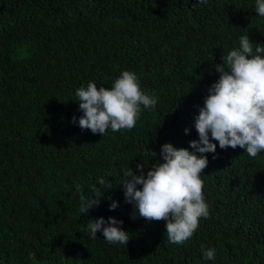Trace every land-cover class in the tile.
Returning <instances> with one entry per match:
<instances>
[{
	"label": "trees",
	"instance_id": "obj_1",
	"mask_svg": "<svg viewBox=\"0 0 264 264\" xmlns=\"http://www.w3.org/2000/svg\"><path fill=\"white\" fill-rule=\"evenodd\" d=\"M247 34L264 45L256 0H0V264H264V152L213 141L201 174L209 216L183 245L165 221L131 219L122 185L123 169L163 162L164 143L192 151L214 65ZM125 70L156 107L131 130H82L76 89L110 88ZM99 177L101 202L81 214L76 185L91 197ZM100 217L122 220L128 244L91 239Z\"/></svg>",
	"mask_w": 264,
	"mask_h": 264
},
{
	"label": "clouds",
	"instance_id": "obj_2",
	"mask_svg": "<svg viewBox=\"0 0 264 264\" xmlns=\"http://www.w3.org/2000/svg\"><path fill=\"white\" fill-rule=\"evenodd\" d=\"M256 13L264 17V0H256ZM222 61L214 65L218 80L208 88L203 106H197L194 127L198 139L189 141L192 151L164 143L159 153L163 162L156 160L146 173L143 162L137 163L135 170L131 167L122 170L125 202L133 206L131 219L138 218V210L139 218L148 222L165 221L166 237L172 244L189 241L198 230L200 219L209 216L201 174L209 164L207 154L216 158L217 143L221 150L245 149L252 158L264 152V45L251 42L248 34L241 36L239 47L222 56ZM75 95L83 113L78 126L101 136L109 129L131 130L142 109H154L158 102L156 94L146 92L137 74L128 70L110 88H98L94 81H89L86 87L76 89ZM188 133L186 128L185 134ZM97 183L99 187L91 186V197L85 196L80 185H76L81 214L99 206L105 178L99 177ZM117 207L118 203L113 201L110 210ZM88 221L91 239L102 232L109 244H128L129 232L121 227L122 220L109 217L105 221L100 217ZM201 250L205 259H215L214 248L205 249L202 245Z\"/></svg>",
	"mask_w": 264,
	"mask_h": 264
}]
</instances>
